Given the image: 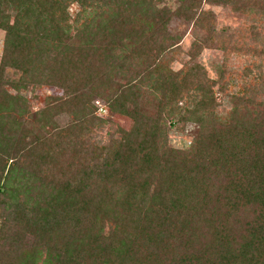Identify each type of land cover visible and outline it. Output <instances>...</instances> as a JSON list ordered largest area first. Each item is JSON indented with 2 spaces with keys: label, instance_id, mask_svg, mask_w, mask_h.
<instances>
[{
  "label": "trees",
  "instance_id": "trees-1",
  "mask_svg": "<svg viewBox=\"0 0 264 264\" xmlns=\"http://www.w3.org/2000/svg\"><path fill=\"white\" fill-rule=\"evenodd\" d=\"M74 1L100 11L84 22L72 0H0V264H264V107L211 124L216 80L193 63L214 46L227 58L264 55V0H178L174 10ZM205 2L247 23L218 29ZM173 18L205 33L180 70L170 66L180 50ZM6 68L20 77L7 79ZM8 86L67 96L34 113ZM193 94L192 109L179 106ZM97 98L132 117L131 130L100 140ZM64 111L73 122L59 128ZM188 120L200 125L193 146H170L168 131Z\"/></svg>",
  "mask_w": 264,
  "mask_h": 264
},
{
  "label": "rangeland",
  "instance_id": "rangeland-1",
  "mask_svg": "<svg viewBox=\"0 0 264 264\" xmlns=\"http://www.w3.org/2000/svg\"><path fill=\"white\" fill-rule=\"evenodd\" d=\"M156 4L160 7L166 5L174 10L178 7V0H157ZM70 7L74 12L82 11L80 21L84 22L86 20L94 19V17H96L95 14L100 11V8L92 7L90 5L81 9L80 5L74 0H72ZM204 9L211 10L215 13L218 29L229 28L232 30H238L242 25L247 23V17L245 14L233 11L228 7L214 4L211 5L205 2ZM262 27H264V19H262L260 27V30L263 29L262 33H264V28ZM169 28L173 34L179 35L180 38L177 41V45L180 50L174 59H172L170 66L174 70H180L186 62L191 60L189 50L194 40H202L205 37V33L203 30L194 26L193 22L187 23L180 18H173ZM71 30L75 32L76 27L73 26ZM4 45L5 31L0 29V66L3 59ZM251 45L254 46L256 44L251 43ZM258 46L261 50H263L264 42L262 44H258ZM193 63H199L203 66L207 76L210 79L216 80L214 93L217 105L211 112V124H219L221 123L220 120L230 121L232 117H239L241 114L245 115V118H247L248 116H246V114L248 111L252 114L253 111H257L264 107L262 104V102H264V90L262 87L263 79L260 77V75L264 73V55L257 57L252 54L240 55L233 53L230 58H227L225 53L220 48L214 46L204 49L199 56L196 57ZM223 74L225 75L224 80L222 79ZM20 75L21 72L17 69L6 68L5 70V77L7 79H18ZM226 83L227 89L222 91L221 88ZM8 90L13 95H15V93L21 94L24 98H26L29 110L34 113L45 107L50 102V97L61 95L64 97L67 96L62 89L51 86H38L35 88L27 86L19 92L8 86ZM244 97H246L244 100L248 101L246 104L248 109L244 108V105L240 100ZM251 98L253 100L252 103L249 101ZM154 99V95L146 93L143 94L141 103H144L146 105L145 108L151 111L153 107H151L152 105L148 103L155 102ZM194 102L195 94L190 97H186L184 101L179 104V106H187L188 109H192L194 107ZM154 112L155 110H152L151 115H154ZM95 113L103 121V127L101 129L99 128L100 131H98V137L104 143L109 141L111 135L116 138H120L117 131L121 129L131 130L135 123L132 117L110 109L99 98L95 101ZM72 120V116L66 111L61 112L56 116V124L59 128L68 126L73 122ZM167 125H169V122ZM199 129L200 125L198 123L194 120H188L182 125L179 124L178 126L171 127L167 134V140L170 146L188 149L193 146L198 138ZM22 136L28 139L27 134L22 133ZM110 229H112L111 223L106 222L105 232L108 233Z\"/></svg>",
  "mask_w": 264,
  "mask_h": 264
}]
</instances>
